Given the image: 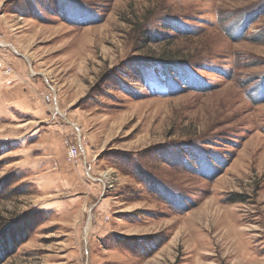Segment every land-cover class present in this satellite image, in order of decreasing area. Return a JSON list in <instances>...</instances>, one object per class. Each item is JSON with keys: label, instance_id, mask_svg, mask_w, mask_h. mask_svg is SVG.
<instances>
[{"label": "rangeland", "instance_id": "374dc122", "mask_svg": "<svg viewBox=\"0 0 264 264\" xmlns=\"http://www.w3.org/2000/svg\"><path fill=\"white\" fill-rule=\"evenodd\" d=\"M0 264H264V0H0Z\"/></svg>", "mask_w": 264, "mask_h": 264}, {"label": "built area", "instance_id": "2783aa9c", "mask_svg": "<svg viewBox=\"0 0 264 264\" xmlns=\"http://www.w3.org/2000/svg\"><path fill=\"white\" fill-rule=\"evenodd\" d=\"M79 145L75 144V145H70L67 149V156L70 160H74L75 158H77L79 156Z\"/></svg>", "mask_w": 264, "mask_h": 264}, {"label": "crops", "instance_id": "0c3cea01", "mask_svg": "<svg viewBox=\"0 0 264 264\" xmlns=\"http://www.w3.org/2000/svg\"><path fill=\"white\" fill-rule=\"evenodd\" d=\"M53 89V88H52ZM55 109H57V106H55ZM90 160L86 158L85 156L82 159V166L85 168V172L88 176H90L92 164L89 162Z\"/></svg>", "mask_w": 264, "mask_h": 264}, {"label": "trees", "instance_id": "16d2710c", "mask_svg": "<svg viewBox=\"0 0 264 264\" xmlns=\"http://www.w3.org/2000/svg\"><path fill=\"white\" fill-rule=\"evenodd\" d=\"M4 254V253H3Z\"/></svg>", "mask_w": 264, "mask_h": 264}]
</instances>
